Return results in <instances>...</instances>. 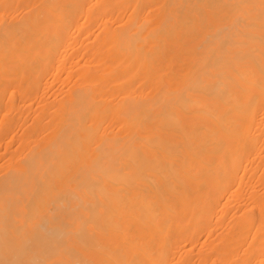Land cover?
<instances>
[{
  "label": "bare ground",
  "instance_id": "6f19581e",
  "mask_svg": "<svg viewBox=\"0 0 264 264\" xmlns=\"http://www.w3.org/2000/svg\"><path fill=\"white\" fill-rule=\"evenodd\" d=\"M0 264H264V0H0Z\"/></svg>",
  "mask_w": 264,
  "mask_h": 264
}]
</instances>
